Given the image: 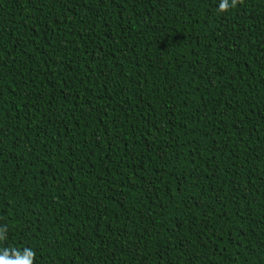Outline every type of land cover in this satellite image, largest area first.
Masks as SVG:
<instances>
[{
	"label": "trees",
	"instance_id": "1",
	"mask_svg": "<svg viewBox=\"0 0 264 264\" xmlns=\"http://www.w3.org/2000/svg\"><path fill=\"white\" fill-rule=\"evenodd\" d=\"M218 7L0 0V257L264 264V0Z\"/></svg>",
	"mask_w": 264,
	"mask_h": 264
},
{
	"label": "clouds",
	"instance_id": "2",
	"mask_svg": "<svg viewBox=\"0 0 264 264\" xmlns=\"http://www.w3.org/2000/svg\"><path fill=\"white\" fill-rule=\"evenodd\" d=\"M238 0H219L218 11L225 12L231 7H235ZM5 230L0 229V233H3ZM6 255V254H5ZM35 255L32 249H25L22 254V258L20 254H18V258L16 260H7L5 257H0V264H32V257Z\"/></svg>",
	"mask_w": 264,
	"mask_h": 264
}]
</instances>
